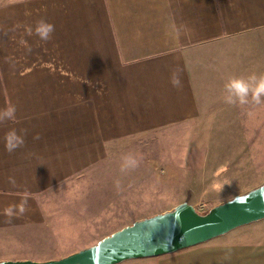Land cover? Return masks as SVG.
I'll list each match as a JSON object with an SVG mask.
<instances>
[{
	"label": "crops",
	"instance_id": "obj_1",
	"mask_svg": "<svg viewBox=\"0 0 264 264\" xmlns=\"http://www.w3.org/2000/svg\"><path fill=\"white\" fill-rule=\"evenodd\" d=\"M41 19L55 27L48 42L27 34ZM252 73L264 75V0L0 2V109L16 107V120L0 125V235L43 226L44 196L125 138L234 116L264 124V104L225 101L226 80ZM10 129L26 133L12 153ZM212 130L200 133L206 149ZM25 198L23 215H4ZM251 231L119 264H264V229Z\"/></svg>",
	"mask_w": 264,
	"mask_h": 264
},
{
	"label": "rangeland",
	"instance_id": "obj_2",
	"mask_svg": "<svg viewBox=\"0 0 264 264\" xmlns=\"http://www.w3.org/2000/svg\"><path fill=\"white\" fill-rule=\"evenodd\" d=\"M230 118L231 124L193 123L118 142L104 163L44 196L41 207L48 219L43 226L19 235H0V261L58 259L184 201L205 213L257 187L264 181V124L240 125L236 116ZM244 126L250 132L246 141L238 135ZM208 129L213 130L206 149L200 133ZM127 155L138 165L122 172ZM238 229L229 232V238L264 229V219Z\"/></svg>",
	"mask_w": 264,
	"mask_h": 264
},
{
	"label": "water",
	"instance_id": "obj_3",
	"mask_svg": "<svg viewBox=\"0 0 264 264\" xmlns=\"http://www.w3.org/2000/svg\"><path fill=\"white\" fill-rule=\"evenodd\" d=\"M264 219V181L199 213L187 201L173 209L136 220L95 244L58 259L3 260L0 264H119L161 256L204 243Z\"/></svg>",
	"mask_w": 264,
	"mask_h": 264
},
{
	"label": "clouds",
	"instance_id": "obj_4",
	"mask_svg": "<svg viewBox=\"0 0 264 264\" xmlns=\"http://www.w3.org/2000/svg\"><path fill=\"white\" fill-rule=\"evenodd\" d=\"M55 27L53 24L41 19L36 22L34 28L28 27L27 34L29 36L35 35L39 40L48 42L52 38V33ZM177 37L180 35V31L176 32ZM23 44L24 42L21 41ZM30 51V49H29ZM180 68H175L170 76V83L173 87H181L180 80ZM225 101L229 104H238L241 106L248 105L249 103L260 105L264 104V75H257L252 73L247 77H229L224 83ZM16 120V107L13 104H8L3 109H0V125ZM26 133H18L15 129H10L4 136V147L9 153L22 148L25 144L24 135ZM33 139H39L36 135ZM138 165V161L132 155L123 157V164L121 171L125 172L129 169H133ZM118 184V182H117ZM27 199H23L19 204L9 205L4 209V215L9 219L13 218L17 214L23 215L27 210Z\"/></svg>",
	"mask_w": 264,
	"mask_h": 264
}]
</instances>
